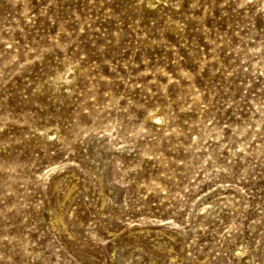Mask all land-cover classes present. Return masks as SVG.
<instances>
[{"label":"rangeland","instance_id":"374dc122","mask_svg":"<svg viewBox=\"0 0 264 264\" xmlns=\"http://www.w3.org/2000/svg\"><path fill=\"white\" fill-rule=\"evenodd\" d=\"M0 264H264V0H0Z\"/></svg>","mask_w":264,"mask_h":264},{"label":"bare ground","instance_id":"6f19581e","mask_svg":"<svg viewBox=\"0 0 264 264\" xmlns=\"http://www.w3.org/2000/svg\"><path fill=\"white\" fill-rule=\"evenodd\" d=\"M154 118L156 119V118H158V117H157V116H154ZM60 218H61V217H60ZM60 218H59V219H60Z\"/></svg>","mask_w":264,"mask_h":264}]
</instances>
